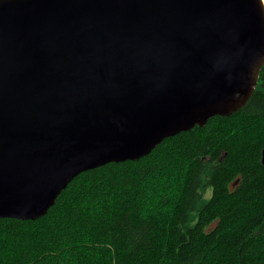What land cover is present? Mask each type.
<instances>
[{
    "label": "water",
    "instance_id": "1",
    "mask_svg": "<svg viewBox=\"0 0 264 264\" xmlns=\"http://www.w3.org/2000/svg\"><path fill=\"white\" fill-rule=\"evenodd\" d=\"M263 65L264 0H0V217L236 112Z\"/></svg>",
    "mask_w": 264,
    "mask_h": 264
},
{
    "label": "trees",
    "instance_id": "2",
    "mask_svg": "<svg viewBox=\"0 0 264 264\" xmlns=\"http://www.w3.org/2000/svg\"><path fill=\"white\" fill-rule=\"evenodd\" d=\"M263 147L264 65L236 112L81 172L39 218L0 217V264H264Z\"/></svg>",
    "mask_w": 264,
    "mask_h": 264
}]
</instances>
